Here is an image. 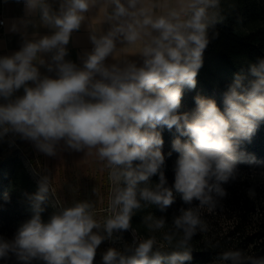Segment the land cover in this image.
I'll list each match as a JSON object with an SVG mask.
<instances>
[{
  "label": "clouds",
  "instance_id": "9594fccd",
  "mask_svg": "<svg viewBox=\"0 0 264 264\" xmlns=\"http://www.w3.org/2000/svg\"><path fill=\"white\" fill-rule=\"evenodd\" d=\"M13 2L23 6V15L8 31L21 44L0 55V142L14 146L18 138L53 158L82 152L95 158L110 189L103 211L98 205L105 197L97 187L94 200L65 205L56 198L52 176L40 174L29 197L30 219L11 239L0 237V261L94 264L104 241L118 243V233L131 230L132 243L109 247L102 264L190 262L191 241L208 231L204 212L222 208L228 195L222 185L240 177V142L250 141L264 122V58L234 74L223 110L198 95L195 110L181 113L184 90L197 86L209 30L225 19L222 0ZM85 24L92 48L78 55V64L67 59L68 45ZM164 128L179 134L172 142L178 157L171 187L162 170ZM177 195L189 207H181L170 225L165 216H144L152 235L141 238L133 217L149 206L165 212ZM194 200L199 203L192 206ZM49 205L54 211L45 220ZM215 264H264V256L229 249Z\"/></svg>",
  "mask_w": 264,
  "mask_h": 264
},
{
  "label": "trees",
  "instance_id": "16d2710c",
  "mask_svg": "<svg viewBox=\"0 0 264 264\" xmlns=\"http://www.w3.org/2000/svg\"><path fill=\"white\" fill-rule=\"evenodd\" d=\"M222 9L225 19L209 30L210 43L205 50L217 55L222 71L210 69L207 63H203L201 72L198 73L203 83L194 90H184L181 113L190 114L195 110V97L198 95L214 99L223 110V93L233 83L234 74L242 69L247 72L250 63L264 58V0H222ZM161 134L164 141L162 152L165 155L162 170L167 186L171 187L174 184V166L178 157V153L172 148V142L179 134L174 128L171 131L164 128ZM238 150L245 154V159L237 164L240 177L222 186L228 193L224 201L233 208L237 206L239 211L233 215V221L227 227L213 222V213L204 212L202 218L208 224V231L198 233L191 241L193 258L187 264H209L220 252L229 249H241L248 254L264 256V199L257 185V181L264 178V122L250 141L240 142ZM27 156L37 165L32 154L28 153ZM158 182L159 175L150 178L151 184ZM235 186L241 190L235 191ZM250 188L255 190L252 198L248 195ZM37 190V180L18 151L0 158V237L11 239L21 224L30 219L32 210L29 197ZM198 203L194 200L192 206ZM181 207L187 208L189 205L184 204L177 195L173 205L165 212H161L156 206H149L138 212L132 219V226L141 238H145L152 234L143 224L144 216L149 213L156 217L165 216L170 225ZM53 211L51 205L46 206L43 218L47 220ZM254 212H259V217H252ZM130 233L131 230L127 231V234ZM9 261L16 264L14 258Z\"/></svg>",
  "mask_w": 264,
  "mask_h": 264
},
{
  "label": "rangeland",
  "instance_id": "374dc122",
  "mask_svg": "<svg viewBox=\"0 0 264 264\" xmlns=\"http://www.w3.org/2000/svg\"><path fill=\"white\" fill-rule=\"evenodd\" d=\"M203 63L209 65L210 69L216 70L220 72L222 71V64L216 54L205 52L203 54ZM201 72V69L199 70ZM202 80L197 76V86L201 87ZM13 151H18L22 157L24 158L28 168L32 172L34 178L38 181L40 174H45L44 171L40 170L37 165H34L31 160L28 158L27 154L29 153L27 144L25 141H20L16 138V142L14 146H10L7 142V139L4 142H0V158L4 155H7ZM62 185L60 188L57 187L55 181H53L54 187L56 190V198L62 204L70 205L74 201H81V200H94L95 196L93 194V189L97 187L101 194L105 197L104 201L98 205V209L103 211L107 206V194L110 189L109 182L107 180V176H104L102 179L101 176H93V177H67L66 179H62ZM69 180V181H68ZM72 182V184H69ZM257 185L261 189V196L264 199V178L257 181ZM236 187V186H235ZM241 187V186H240ZM252 189V188H250ZM241 190L239 187L235 188V191ZM249 190V189H248ZM232 195V192H229ZM225 198L221 201L222 208H217L216 212H214L211 216V220L213 222L218 223V225H223L227 227L228 223H232L233 215L239 211L238 207L229 206L225 201ZM261 210V209H258ZM217 213V214H216ZM259 212L252 213V217L256 218L259 217ZM123 237L122 241L113 244L111 241H104L97 249V254L95 257L94 264H102V255L109 247H117L122 249L125 244H131L133 241L132 232L127 234V232L118 233ZM157 239H160L161 234L155 233ZM216 259L209 264H215ZM1 264H12L11 261H2Z\"/></svg>",
  "mask_w": 264,
  "mask_h": 264
},
{
  "label": "crops",
  "instance_id": "0c3cea01",
  "mask_svg": "<svg viewBox=\"0 0 264 264\" xmlns=\"http://www.w3.org/2000/svg\"><path fill=\"white\" fill-rule=\"evenodd\" d=\"M0 15L4 17L5 22L0 30V55L11 54L19 49L21 38L18 34L10 33L8 26L12 20L23 15V6L13 2V0H9L7 4L4 3V0H0ZM40 31L41 34L46 32L44 29H40ZM30 33L31 29H29ZM88 35L86 24L79 32L73 34L71 42L68 45L70 55L67 59L73 60L78 64L80 63L78 55L92 48ZM130 59H138V57H130ZM108 62L112 63L113 61L109 58ZM26 144L29 153L34 156L37 167L51 175L59 188L62 185L64 186L62 183L63 178L101 176L104 179L106 175V173L100 171V165L96 162L95 158L85 157L82 152L62 151L59 156L53 158L37 152L31 143L26 142ZM69 184H72V182H69Z\"/></svg>",
  "mask_w": 264,
  "mask_h": 264
},
{
  "label": "built area",
  "instance_id": "2783aa9c",
  "mask_svg": "<svg viewBox=\"0 0 264 264\" xmlns=\"http://www.w3.org/2000/svg\"><path fill=\"white\" fill-rule=\"evenodd\" d=\"M0 21H4V17L2 15H0ZM2 27H0L1 30Z\"/></svg>",
  "mask_w": 264,
  "mask_h": 264
}]
</instances>
